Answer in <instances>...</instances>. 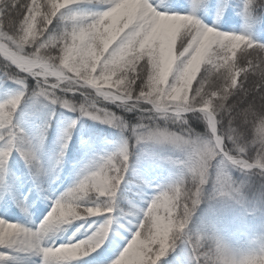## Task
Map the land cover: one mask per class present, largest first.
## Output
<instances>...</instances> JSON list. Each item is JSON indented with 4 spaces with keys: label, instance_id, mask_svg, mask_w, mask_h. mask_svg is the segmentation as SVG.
<instances>
[{
    "label": "snow or ice",
    "instance_id": "1",
    "mask_svg": "<svg viewBox=\"0 0 264 264\" xmlns=\"http://www.w3.org/2000/svg\"><path fill=\"white\" fill-rule=\"evenodd\" d=\"M93 2L0 0V53L4 57L0 62V78L12 80L22 89L13 98L0 103V168L12 150L19 146L17 138L20 132L13 127V114L26 95L25 80L31 76L36 85L32 92L34 97L78 111L81 117L116 127L122 133L130 131L137 143L167 141L188 153L187 160L182 162L186 175L152 198L135 235L113 264H159L161 258L176 247L178 240L191 250L193 264H207L204 238L191 236L185 231L205 197V186H212L209 198L235 200L243 183L233 180L231 170L245 175L253 174L254 170H264L258 148L254 144L242 147L250 139L254 122L256 131L264 135V117L259 115L264 113V44L255 43L243 34L219 31L194 15L178 13L185 18H164L161 13L172 12L157 9L150 0H139V3L137 0H95L104 3L106 9L100 12L73 11L75 5ZM254 3L255 0H245V11H250ZM149 6L154 9L150 15ZM255 6L264 8V3ZM60 22H63L62 26ZM93 40L107 46L102 56L98 53L95 72L92 70L94 66L83 59L89 42ZM154 42H158L161 82L167 77V84L161 83L159 89L169 97L167 104L152 99L157 88L156 81L149 74L146 57L139 61L136 76L124 84L100 77L99 65L115 51L121 50L122 45L151 48ZM52 44H55V63L66 65L63 75L67 80L35 67L38 58ZM173 50L175 61L171 56ZM138 55L143 53L138 52ZM77 58H81L82 63H77ZM189 62L199 65V71L186 90L183 108L176 112L171 100V85L176 80L190 77V73L183 72ZM58 93H79L84 100L74 104ZM106 101L113 102L116 108L125 112H140L138 123L129 128L121 116L104 107ZM221 108L222 113L219 111ZM188 113H199L206 122L208 137L215 146L213 157L208 162L199 161L197 164L200 136L188 126L185 118ZM158 118L179 122L181 127L178 131L160 128L155 125ZM76 123L73 120L65 129V144L69 130ZM21 155L30 165L38 167L39 161L30 147ZM129 155V144L125 140L115 151L101 157L94 168L54 201L35 230L0 219V247L26 246V250L42 256V264H72L75 258L96 251L106 239L109 220L78 242L69 241L55 247H42L41 242L47 233L61 225L97 216L86 211L97 206H81L85 198L93 195L103 198L104 207L112 209V199L129 167ZM109 180L111 183L105 192ZM85 189L86 194L81 196ZM70 201L81 215L73 216L70 221H61L60 211ZM76 249L80 250L79 255L74 254ZM0 259L4 256L0 255Z\"/></svg>",
    "mask_w": 264,
    "mask_h": 264
},
{
    "label": "trees",
    "instance_id": "2",
    "mask_svg": "<svg viewBox=\"0 0 264 264\" xmlns=\"http://www.w3.org/2000/svg\"><path fill=\"white\" fill-rule=\"evenodd\" d=\"M176 3H180L184 14L194 15L205 25L207 24L201 17L203 11L209 21H212L211 27L222 32L243 34L255 43L264 44V8L255 6L264 3V0H255L248 12L244 9L245 0H169L165 5L166 12L176 10ZM105 9L106 5L99 3L94 12ZM76 10L77 7L73 6V11ZM62 23L60 22L61 26ZM3 60L0 57V62ZM25 84L26 95L13 114V127L19 130L20 135L17 138L19 146L11 152V162L18 169L23 182L31 180L37 190L49 188V197L53 203L94 168L101 157L115 151L113 147L120 146L125 140L129 144V163L143 171L146 181L149 182L148 186L145 184L143 188H148V193L137 200L138 190L134 184L138 181L131 180L125 174L112 199V211L104 212L106 219H112L114 216L121 219L129 211L134 217L142 220L143 212L152 198L186 175L182 162L187 160L188 153L184 149L157 143H143L132 148L135 139L130 131L122 133L116 127L81 117L78 111H70L60 104H51L43 98L32 96L36 85L31 76L27 77ZM21 90V85L0 78V96L5 92L18 94ZM58 94L64 95L65 99L74 104H80L84 100V96L79 93ZM104 107L121 116L129 128L138 123L141 115L138 111L125 112L118 109L110 101L104 102ZM185 118L195 135L200 138L208 136L206 122L200 114H186ZM73 120L77 123L69 130V138L65 144V129H68ZM155 125L170 131H178L181 127L179 122L166 118H158ZM62 145L65 146L61 148ZM29 147L39 161L38 167L30 165L21 155V152L27 151ZM230 174L235 182L243 183L244 202L237 203L235 200L220 197L209 198L212 186L208 184L205 186V197L193 213L185 231L191 236L203 237L205 247L206 238L209 236L219 237L235 251L259 247V238L264 234V178L255 174L245 175L238 170H231ZM58 175L61 177V184L52 186L51 182ZM126 181L132 182L129 187L124 186ZM153 182L157 184L153 185ZM35 196L36 190L33 189L25 199L17 204H9V211L4 214L5 220L27 227L32 220L29 210ZM128 200H137L141 207L131 210L127 204ZM92 202H98L101 208L105 204L103 198L90 196L81 202V206H89ZM8 254L3 249L0 250V255L6 257ZM113 259L101 250L85 259V264H113ZM2 263L17 264L11 257L3 259ZM159 264H193L191 250L178 240L170 255L162 258Z\"/></svg>",
    "mask_w": 264,
    "mask_h": 264
},
{
    "label": "clouds",
    "instance_id": "3",
    "mask_svg": "<svg viewBox=\"0 0 264 264\" xmlns=\"http://www.w3.org/2000/svg\"><path fill=\"white\" fill-rule=\"evenodd\" d=\"M68 2V0H65ZM139 3V0H137ZM150 11H154V9L149 6ZM160 15L164 16V18L168 19H184L185 17L180 16L178 13L172 12L161 13ZM159 18V17H158ZM107 31V29H106ZM83 43V41L81 42ZM55 48V44H52L51 47H48L43 56L39 57L35 67L45 72L46 74L55 75L58 79L67 80L68 78L63 75V69L66 67L63 63L57 65L55 63V54L53 49ZM107 50V46L103 45L99 41H91L88 44L86 56L83 59L87 60V63L93 65V72L96 71V65L98 60V53L100 56L103 55V52ZM138 52L143 53V55H138ZM173 61L176 59L175 51L173 50L171 53ZM147 58L148 62V71L153 80L156 81L157 92H154L152 95V99L160 104H167L169 97H165L162 92L159 91L161 87V83L167 84V77L161 82L160 74L162 71L161 60L158 55V42H154L151 48L147 46H143L141 48H137L134 44L122 45L121 50L115 51L111 56L104 59V63L99 65V75L105 81L118 80L121 84L127 82L130 78H133L137 74V65L139 61L143 58ZM77 63H82L81 58H77ZM71 71V69H68ZM199 71V65H193L192 62H189L184 66L183 72L190 73V77L187 79H179L172 83V104L173 108L176 112H179L183 108V103L185 100V93L188 88L191 87L192 82L195 80V75ZM95 78V77H94ZM221 113L223 109H219ZM260 116L264 117V113H260ZM252 132L250 134V139L242 145V147H247L250 144H254L258 150L260 155L261 163H264V135H261L256 131V123L254 122L252 125ZM197 149L199 152V161L208 162L212 159L213 153L215 151V146L212 140L207 136L206 138H200L197 141ZM253 174L258 175L264 178V170L253 171ZM111 181L107 182V185L104 189L105 192L108 191V186H110ZM86 194L85 192L81 194L83 196ZM245 200V194L243 191V187L241 189V193L235 201L237 203H243ZM86 211L90 215H98L102 212H111L112 209L110 207L101 208L97 205L96 208H88ZM76 215H81L77 206L73 202H69L65 207H63L59 214V219L61 221L69 220ZM2 238V237H0ZM260 246L254 247L244 251H235L231 249L224 241H222L219 237L209 236L206 238L207 246H206V261L207 264H264V234L260 236ZM79 249L75 250V255H79Z\"/></svg>",
    "mask_w": 264,
    "mask_h": 264
},
{
    "label": "rangeland",
    "instance_id": "4",
    "mask_svg": "<svg viewBox=\"0 0 264 264\" xmlns=\"http://www.w3.org/2000/svg\"><path fill=\"white\" fill-rule=\"evenodd\" d=\"M150 2L159 10H164L165 4L167 0H150ZM99 2L93 3H81L75 5L77 7L76 11L79 12H94L98 8ZM165 11V10H164ZM176 13L182 14V11L179 9L175 11ZM201 17L205 20L206 15L205 12H202ZM239 55V52H238ZM242 79V77H241ZM14 92H5L0 96V103L13 98L16 96ZM22 102V101H21ZM20 102V103H21ZM18 104V106L20 105ZM133 139H135L133 137ZM2 143V141H0ZM143 143H157L163 145H174L167 141L164 142H155V141H141L137 143L134 141L132 148L136 145ZM119 146H114L113 150H116ZM131 180L138 181L141 183L135 185L136 188L141 192L137 196V200L142 199L144 195L148 193V188H142L141 186L149 184L146 181V176L143 171H141L135 165H130L126 171V173ZM63 176V175H62ZM51 183L58 186L61 184V177L58 175ZM132 182L126 181L124 183L125 187H129ZM157 182H153V185H156ZM36 190V198L33 200V204L29 210L32 213V221L28 224L26 228L35 230L38 228L40 223L46 217L51 207L53 206V201L49 198L50 189H36L34 183L31 180H26L23 182L22 177L19 174L18 169L11 162V154L7 158L4 166L0 168V219H4V214L9 210V204H17L20 200L25 199L27 195L33 190ZM94 196V195H93ZM135 201H130L128 204L130 205L131 210L135 208L141 207L140 204ZM98 202H92L89 206H97ZM100 206V205H99ZM101 207V206H100ZM105 213L93 217H84L82 219L72 221L69 224L61 225L59 228L47 233L41 242L42 247H55L60 244H66L69 241L78 242L80 240L86 239L89 235H91L100 225H102L107 219L103 216ZM6 221V220H5ZM141 222L139 217H134L129 211L125 213V216L120 219L118 217H114L109 220V231L107 233L106 239L100 248L96 249V251L104 250L106 255H110L111 258H114L112 262L116 258H118L119 253L123 250L124 247L127 246V243L130 242L132 237L136 233L137 225ZM134 230V231H133ZM4 250L9 253L5 258L11 257L17 264H42V256L37 254L32 250H26V246L14 245L12 248L0 247V250ZM173 251L170 250L164 257H168L170 253ZM92 252L89 255H85L82 257H77L72 261V264H85V259L87 256L93 255ZM5 255V254H4ZM161 258V259H162ZM3 260V259H2ZM0 261V264L2 263ZM87 261V260H86Z\"/></svg>",
    "mask_w": 264,
    "mask_h": 264
},
{
    "label": "water",
    "instance_id": "5",
    "mask_svg": "<svg viewBox=\"0 0 264 264\" xmlns=\"http://www.w3.org/2000/svg\"><path fill=\"white\" fill-rule=\"evenodd\" d=\"M0 55H1V57L3 58L2 53H0Z\"/></svg>",
    "mask_w": 264,
    "mask_h": 264
},
{
    "label": "bare ground",
    "instance_id": "6",
    "mask_svg": "<svg viewBox=\"0 0 264 264\" xmlns=\"http://www.w3.org/2000/svg\"><path fill=\"white\" fill-rule=\"evenodd\" d=\"M2 56H3V54H2ZM4 58V57H3Z\"/></svg>",
    "mask_w": 264,
    "mask_h": 264
}]
</instances>
